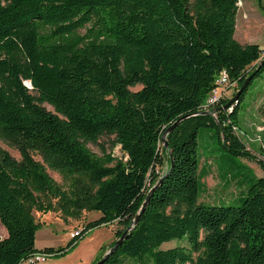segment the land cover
I'll return each instance as SVG.
<instances>
[{"label": "trees", "instance_id": "trees-1", "mask_svg": "<svg viewBox=\"0 0 264 264\" xmlns=\"http://www.w3.org/2000/svg\"><path fill=\"white\" fill-rule=\"evenodd\" d=\"M238 2L0 0V141L20 156L0 147V264L62 256L88 232L117 221L123 229L109 250L154 186L138 224L102 264L145 255L153 264H264V177L246 179L238 206L199 202L207 168L198 156L201 129H214L231 156L251 157L235 132L264 57L259 45L234 38ZM222 72L236 84L232 97L252 78L228 108L223 96L205 114ZM184 116L164 149L163 132ZM102 136L115 137L121 157L87 148ZM260 155L264 170V147ZM47 170L67 180V189ZM54 210L64 219L100 217L65 247L37 250L40 224L32 213ZM183 239L186 245L158 249Z\"/></svg>", "mask_w": 264, "mask_h": 264}, {"label": "rangeland", "instance_id": "rangeland-1", "mask_svg": "<svg viewBox=\"0 0 264 264\" xmlns=\"http://www.w3.org/2000/svg\"><path fill=\"white\" fill-rule=\"evenodd\" d=\"M236 14L234 38L241 44H256L262 48L261 58L264 57V0H239ZM80 30L79 34H84ZM140 86L130 88L131 91L140 90ZM236 88L224 87V99H232ZM235 102V101H234ZM233 102V103H234ZM47 111L54 112L47 104L42 105ZM205 111H208L204 109ZM231 109H229L230 111ZM215 117V113L212 114ZM238 129L236 135L244 144L250 158L234 157L221 147L214 129H201L197 135L198 156L200 165H207L201 179L202 188L199 202L206 205L238 206L242 195L246 194V179L255 175L264 177V170L259 165L262 160L261 148L264 147V71L261 78L253 80L238 111ZM0 147L11 157L20 159L18 152L8 144L0 141ZM87 148L95 155L113 154L121 157L120 146L116 144L114 136H102L96 143H87ZM35 161L41 158L32 153ZM167 165L160 170L165 171ZM48 175L63 189H67L69 182L57 173L47 170ZM236 179L241 180L237 185ZM241 193H243L241 195ZM54 201V200H53ZM34 219L39 223L35 235V248L65 247L72 238V233L81 231L89 222L97 220L100 214L96 212L82 213L79 219H64L60 212L54 210L47 213L33 211ZM123 229L117 221L96 228L84 235L66 254L58 257H48L45 264H92L98 260L110 244L116 239L115 233ZM6 237L5 229L0 225V238ZM186 239L171 240L163 243L158 249L166 250L178 245H186ZM108 251V250H107ZM104 255V254H103ZM43 263V264H44ZM123 264H153L145 255L142 260L123 259Z\"/></svg>", "mask_w": 264, "mask_h": 264}, {"label": "water", "instance_id": "water-1", "mask_svg": "<svg viewBox=\"0 0 264 264\" xmlns=\"http://www.w3.org/2000/svg\"><path fill=\"white\" fill-rule=\"evenodd\" d=\"M251 78H252V76H250V77L245 81V83L239 88V90L236 92V94L233 96V98H232V99L228 102V104L225 106V109L228 108V107H229L234 101H236V99H237L238 96L242 93V91H243L244 88L247 86V84H248V82L251 80ZM215 112H216V109H213V112L211 113V115L214 114ZM204 113L207 114V113H209V112H208V111H205ZM187 117H188V116H184V117L178 119V120H177L176 122H174L171 126H169V127L165 130V132H163V134H162V136H161V141L163 142V148H164V149H167V148H168V144H167V141H166V137H167V135H168L169 133H171V132L173 131V129H174V128H175V127H176V126L182 121V120L186 119ZM170 157H171V156H170ZM172 166H173V163H172V161H171V167H172ZM161 181H162V180L160 179L159 182L157 183V185L160 184ZM154 188H155V186H154V187L148 192V195H147L145 201H144L143 204H142V207H141V209H140V212H139V213L137 214V216L135 217V219H134L132 225H131L129 228H127V230H125V232L121 235V237H120L118 240H116V241L114 242L113 246H112L108 251H106V252L104 253V255L102 256V258H101L98 262H96L95 264H102V263H104V262L108 259V257L116 251V249L118 248V246L121 245V243H122L123 240L125 239L127 233H128V232H129L134 226H136V225L138 224L139 219H140V215L143 213L144 209L146 208L147 203H148V201H149V198H150V196H151V194H152Z\"/></svg>", "mask_w": 264, "mask_h": 264}, {"label": "built area", "instance_id": "built-area-1", "mask_svg": "<svg viewBox=\"0 0 264 264\" xmlns=\"http://www.w3.org/2000/svg\"><path fill=\"white\" fill-rule=\"evenodd\" d=\"M215 89L211 92L206 100V103L203 109L209 110L213 107L218 101L224 96L222 94V89L224 87L236 88V84L230 82L225 72H222L215 80ZM80 231H75L72 233V237L78 236ZM50 257L48 254L37 253L33 254L32 256L28 257L24 260L21 264H42L46 262L47 258Z\"/></svg>", "mask_w": 264, "mask_h": 264}, {"label": "crops", "instance_id": "crops-1", "mask_svg": "<svg viewBox=\"0 0 264 264\" xmlns=\"http://www.w3.org/2000/svg\"><path fill=\"white\" fill-rule=\"evenodd\" d=\"M37 250H38V249H37ZM46 262H47V261H46ZM46 262H45V263H46ZM45 263H44V264H45ZM42 264H43V263H42Z\"/></svg>", "mask_w": 264, "mask_h": 264}]
</instances>
